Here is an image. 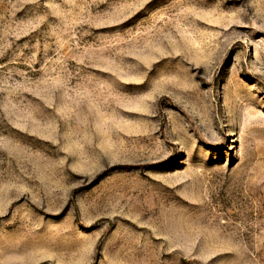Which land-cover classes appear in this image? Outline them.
<instances>
[{
	"label": "rangeland",
	"instance_id": "1",
	"mask_svg": "<svg viewBox=\"0 0 264 264\" xmlns=\"http://www.w3.org/2000/svg\"><path fill=\"white\" fill-rule=\"evenodd\" d=\"M0 264H264V0H0Z\"/></svg>",
	"mask_w": 264,
	"mask_h": 264
}]
</instances>
